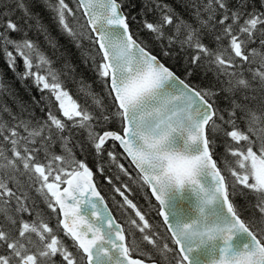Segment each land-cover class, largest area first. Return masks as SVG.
Returning a JSON list of instances; mask_svg holds the SVG:
<instances>
[{"label": "snow or ice", "instance_id": "snow-or-ice-1", "mask_svg": "<svg viewBox=\"0 0 264 264\" xmlns=\"http://www.w3.org/2000/svg\"><path fill=\"white\" fill-rule=\"evenodd\" d=\"M14 2L26 17L37 19V23L32 7L42 2L54 13L62 31L76 41L87 39L96 48L100 62L97 64L93 58V64L111 97L116 109L113 115L119 118L121 130L96 131L97 126L112 119L103 98L90 86L83 85L81 91L86 99L83 105L77 103L62 86L51 61L36 51L33 42L9 37L10 31H21L18 24L9 19L2 25L5 30L0 32V51L9 68L15 71L17 57L21 58L25 65L21 79L31 77L42 89L49 90L67 120L58 118L51 109L48 120L35 125L16 116L12 117L16 122L10 124L0 115V159L4 161L0 163V212L6 213L3 206L14 203L16 213L31 214L27 203L30 197L17 178V174H27L29 187L34 186L45 198L48 208L57 214L56 227L63 226L76 251L69 250L53 227L40 220L38 214L32 223L21 222L18 237L0 227V246L9 250L7 254H0V264H54L53 257L57 255L61 257V264H145L144 259L132 257L128 236L97 189L92 168L76 159L70 147L72 128L87 131V139L97 156L104 153L108 141L119 143L124 158L135 166L143 185L151 189L163 209L158 214L180 253L176 264H264V229L258 236L251 224L238 214L229 182L213 158L215 146L209 136L221 130L216 123L219 119L233 126L225 135L237 144L245 142L236 148H226L236 158V168L227 166L234 178L231 188L235 193L239 184L243 186L241 194L243 189H248L257 195L255 207L261 214L260 223L264 224V113L258 114L234 98L227 110L228 120L214 108V97L221 91L234 97L240 88L250 86L242 75L233 81L236 70L244 64L249 65L253 79L258 78L264 86V12H247V0H239L236 8L229 7V0H180L181 6L194 17V26L181 18L171 5L146 0L145 7L152 11L149 5H154L159 18L155 22L145 20L143 27L154 39L167 41V48H162L161 54L171 55L168 48L174 45H179L181 50L191 49L194 67H214L216 79L221 83V88L215 89L189 84L165 66L130 30L122 0H73L75 10L66 0ZM78 12L86 20V25H81L84 30L79 32L70 23ZM166 27H171V34L165 32ZM205 32L216 33L215 49L203 43ZM225 39L227 46L221 43ZM257 41L259 50L250 49L249 45ZM33 52L39 58L35 71ZM257 57L260 66L253 70L250 65L257 62ZM41 65L47 67L46 75L40 74ZM191 75V70L186 72V76ZM221 76L225 80L220 81ZM5 89L0 78V93ZM88 98L99 115L89 110ZM0 111L11 116L8 108ZM237 111L243 113L240 119L245 120L246 131L236 125ZM66 131L68 135H62ZM53 135L61 141L63 154L52 152ZM257 141L258 150L254 151ZM4 142L10 145L11 156L5 154ZM40 153L45 162L38 159ZM107 157L110 165L130 176L114 151H107ZM96 173L103 175L104 167L98 165ZM105 181L112 184L113 178L105 176ZM114 191L123 199L120 207L127 205L134 210L140 223L136 219L129 223L142 234L143 241L162 257L172 252L163 237H160L162 244L158 245L154 238L158 233L148 234L153 226L125 194L128 186H114ZM7 219L13 225L17 223L11 215ZM26 234H35L41 247H35L31 239L25 240ZM240 234L243 240L233 244ZM143 255L151 260V253Z\"/></svg>", "mask_w": 264, "mask_h": 264}, {"label": "trees", "instance_id": "trees-1", "mask_svg": "<svg viewBox=\"0 0 264 264\" xmlns=\"http://www.w3.org/2000/svg\"><path fill=\"white\" fill-rule=\"evenodd\" d=\"M29 2H31V0H25V3ZM52 2L55 3V0H52ZM66 2H68L75 10L73 0H66ZM122 2L124 11L129 16L130 30L136 37H138L139 41L146 44L148 49L157 55L161 61L168 65L189 84L203 88H221V83L216 79L213 66L194 67L191 64V57L193 55L191 49L185 48V50H181L179 45H174L172 48H168V51L172 53L171 55L165 57L161 54L162 48H167V41H158L154 39L152 34L143 27L145 20L148 22H155L158 20L159 12L155 10L154 5H149L153 10L148 11L145 7L146 0H122ZM159 2L171 5L181 18L196 26L195 19L190 14V10H186L182 7L180 0H159ZM238 6L239 0H229L230 8H236ZM253 10L264 12V0H247L246 11L252 12ZM32 12L36 14L39 23H37V19H29L26 17L23 10L16 6L14 0H0V32L5 30L2 25L5 24L7 20L10 19L17 23L21 31H10L8 33L9 37L16 41L27 39L33 42L36 51L51 61L52 69L59 74L62 86L68 91L69 95L72 96L73 100L82 105L84 104L86 97L84 92L81 91L83 85L90 86L92 91L103 98V102L107 106V112L109 115H112V119L106 124L101 123V125L97 126L95 130L98 132H103L105 130H120L119 118L113 115L116 109L113 106L111 97L107 95V89L98 77L95 65L93 64V58L97 64L100 62V56L98 55L96 48L87 39L76 41L62 31L58 21L55 19L54 13L46 8L42 2L35 3L32 7ZM70 23L77 32L83 31L84 29L81 28V25H86V22L82 12L77 13L76 19H70ZM241 23H243V21H241ZM165 32L171 34V27H166ZM215 34L216 33L210 35L207 32L203 34V43L213 49L216 48L214 40ZM181 38H183V33L181 34ZM221 43L227 46L228 41L225 39ZM249 48H256L259 50V42L257 41L255 44L249 45ZM9 50L14 51L12 46H9ZM25 51L27 52V50ZM31 58L33 59L34 64L33 71H35V65L39 63V58L36 55V52L32 53ZM256 59L257 62L250 65L253 70L260 66L259 57ZM248 68L249 65L244 64L242 69L236 70L237 76L233 78V81H235V79L242 75L244 79L249 81L250 86L248 88H240L236 91L234 97L228 96V94L223 91H221L218 96L214 97V108L218 110L220 115L224 116L225 121L228 120L227 110L231 108L230 101L233 98L239 103L247 105L249 109L258 114L264 113V86H261L258 78L255 80L253 79L252 72L248 71ZM189 70H191L192 75L186 76V72ZM24 72L25 65L21 58L17 57L15 71H13L6 63V57L3 52L0 51V78L3 79L6 85V89L0 93V110L8 108L11 111V116L8 112L0 111V115L3 116V119L11 124L16 122L12 119L13 116H16L31 121L32 124L35 125L47 121L48 113L51 109L58 118L67 120V118L63 117L62 111L58 109V103L55 102L54 97L50 94L49 90L42 89V85L38 86L31 77L21 79L20 74ZM40 74H47L46 66L41 65ZM219 79L220 81H223L225 80V77L221 76ZM49 82L51 83L50 77ZM245 96H247L248 99H244L243 97ZM88 104L90 106L89 110L95 111L96 115H99V111L91 105L90 98H88ZM242 115L243 113L237 111L236 125L240 130L246 131V122L244 119H240ZM68 123L71 124L70 121ZM216 123L220 126L221 130L216 131L214 134H209L210 139L213 140L215 146L213 156L229 181V191L234 197L233 202L235 206H237L238 213L251 224L254 228L253 230L256 231L259 236L261 229H264V224L260 223L261 214L255 207L257 204V195L248 189H243V194H241L240 190L243 186L239 184H237L236 192L233 193L231 183L234 178L230 175L227 167L231 166L232 168H236V158L231 156L226 148H236L244 145L245 142L237 144L236 142H233L230 137L225 135L227 131L232 130L233 126L226 124L219 119H216ZM53 132H55V129H53ZM71 133L72 142L70 147L73 148L76 159L86 162L88 166L92 168L99 190L105 197L113 212L116 214L117 218L124 224L130 247L133 248L135 253L142 258H146L143 253H151V259L156 260L159 264H176L180 255L160 216L157 214V203L152 199L147 186L143 185L138 172L133 168L129 160L124 158L122 150L117 142L108 141L104 146V153L97 156L94 147L87 139V131L85 129L72 128ZM62 135H68L67 131ZM257 135H260V133H257ZM252 139L256 140V136H252ZM114 143L115 147L113 148L112 145ZM2 146L5 150V154L11 156L10 145H8L7 142H4ZM258 146L259 141H257L253 150L257 151ZM107 151H114L117 154L118 160L121 163H124L130 176L124 175L115 167V165L109 164ZM52 152L55 154H63L62 143L55 135H53ZM38 159L41 162H45L43 153L39 154ZM3 162L4 161L0 159V163ZM98 165L104 167L103 175L96 173ZM105 176H111L113 178V183H107L105 181ZM117 176L119 179H116ZM17 178L21 181L30 197L27 203L31 208V214L16 213V206L14 203L8 206H3L6 208V213L0 212V227H3L6 232H10L13 237H18V230L21 228V222L32 223L37 220V215L39 214L40 220L48 223L50 227H53L59 238L69 247V250L75 252L76 249L72 246L73 242L71 238L64 234L61 226H59V228L56 227L57 214H54L51 209L48 208L45 198L35 190L34 186L29 187L30 182L27 174H17ZM32 183L34 184L35 182L33 181ZM123 184H126L129 189L125 194L133 200L139 210L153 226L148 234L151 235L152 232L158 233L159 236L154 237L157 239L158 245L162 244L160 237H163V242H167L169 247L173 249V251L167 253L165 257H162L152 245L143 241L142 234L139 233L135 227L130 225L129 221L131 219H136L138 223H140V221L138 217L135 216L133 209L127 205L120 207V205L123 204V199L114 191V186H121ZM9 186L13 187L12 184ZM122 190L124 189L122 188ZM7 215H11L15 218L17 223L15 225L11 224L7 219ZM27 239H31L35 247H41L38 237L35 234H26L25 240ZM8 251L9 250L6 246H0V254H7ZM53 261L54 264H61V257L57 255L53 257Z\"/></svg>", "mask_w": 264, "mask_h": 264}, {"label": "water", "instance_id": "water-1", "mask_svg": "<svg viewBox=\"0 0 264 264\" xmlns=\"http://www.w3.org/2000/svg\"><path fill=\"white\" fill-rule=\"evenodd\" d=\"M83 14V13H82ZM84 19H85V17H84ZM85 22H86V20H85ZM154 54V53H153ZM155 55V54H154ZM163 62V61H162ZM164 63V62H163ZM165 64V63H164ZM165 66H167V67H169L168 65H166L165 64ZM170 68V67H169ZM171 69V68H170ZM174 71V70H173ZM177 74V73H176ZM178 75V74H177ZM179 76V75H178ZM111 131H116V130H111ZM118 132V131H117ZM117 144L119 145V143L117 142ZM120 147V146H119ZM121 148V147H120ZM121 150H122V148H121ZM123 151V150H122ZM214 158V157H213ZM215 159V158H214ZM129 160V159H128ZM130 161V160H129ZM134 166V165H133ZM134 168H135V166H134ZM95 181V180H94ZM97 186V185H96ZM62 187H63V185H62ZM97 189L99 190V188L97 187ZM100 191V190H99ZM148 191L150 192V194H151V189L148 187ZM101 195L103 196V194L101 193ZM151 196L155 199V197L151 194ZM104 197V196H103ZM104 199H105V197H104ZM156 200V199H155ZM105 201H106V199H105ZM107 202V201H106ZM157 203H158V213H159V211H161V210H163L162 208H161V206L159 205V202L157 201ZM108 204V203H107ZM108 207L110 208V206L108 205ZM111 209V208H110ZM58 211H59V209H58ZM112 211V210H111ZM112 213H113V211H112ZM113 215H114V213H113ZM114 217L116 218V216L114 215ZM161 217V216H160ZM63 217H62V215H60V219H62ZM242 218V217H241ZM161 219H162V221H163V218L161 217ZM116 221L118 222V223H120L121 225H122V223L120 222V221H118L117 220V218H116ZM62 228H63V226L62 225H60ZM123 226V225H122ZM166 227V226H165ZM243 234H240V235H237L235 238H234V240H233V244H236V243H239V242H241L242 240H243ZM176 248H177V246H176ZM177 250H178V248H177ZM132 257L133 258H140V257H138V256H133L132 255ZM140 259H143V258H140ZM145 260V259H144ZM145 264H158V262L157 261H155V260H145Z\"/></svg>", "mask_w": 264, "mask_h": 264}, {"label": "flooded vegetation", "instance_id": "flooded-vegetation-1", "mask_svg": "<svg viewBox=\"0 0 264 264\" xmlns=\"http://www.w3.org/2000/svg\"><path fill=\"white\" fill-rule=\"evenodd\" d=\"M121 130V129H120ZM120 130H117L116 129V131H120ZM133 166V165H132ZM134 168V167H133ZM135 169V168H134ZM136 170V169H135ZM137 171V170H136ZM224 175H225V173H224ZM226 176V175H225ZM94 180H95V178H94ZM95 182H96V180H95ZM229 182V181H228ZM96 185H97V183H96ZM97 187H98V185H97ZM151 195V194H150ZM152 197V196H151ZM152 199L157 203V201L152 197ZM158 203H157V214H158ZM111 208V207H110ZM113 211V210H112ZM58 213H59V211H58ZM114 213V212H113ZM114 215L116 216V214L114 213ZM159 215V214H158ZM240 215V214H239ZM160 216V215H159ZM242 217V216H241ZM116 218H117V216H116ZM161 218V217H160ZM243 218V217H242ZM244 219V218H243ZM117 220L118 221H120L118 218H117ZM162 220V219H161ZM245 220V219H244ZM121 222V221H120ZM163 222V221H162ZM245 222L246 223H248L246 220H245ZM122 223V222H121ZM164 224V223H163ZM122 225H123V228H124V224L122 223ZM165 226V225H164ZM166 228V227H165ZM253 228V227H252ZM254 229V228H253ZM166 230H167V228H166ZM124 231H125V228H124ZM167 232H168V230H167ZM126 233V232H125ZM169 233V232H168ZM169 235H170V233H169ZM171 236V235H170ZM129 243V242H128ZM176 246V245H175ZM129 247H130V245H129ZM131 248V247H130ZM177 249V248H176ZM131 253L133 254V255H135V256H138L137 255V253H135V251L133 250V248H131ZM178 251V250H177ZM178 253H179V251H178ZM179 255H180V253H179ZM138 257H140V256H138ZM140 258H142V257H140ZM143 259H145V260H148V259H146V258H143ZM151 260H154V259H151ZM156 261V260H155ZM159 264V263H158Z\"/></svg>", "mask_w": 264, "mask_h": 264}, {"label": "rangeland", "instance_id": "rangeland-1", "mask_svg": "<svg viewBox=\"0 0 264 264\" xmlns=\"http://www.w3.org/2000/svg\"><path fill=\"white\" fill-rule=\"evenodd\" d=\"M119 205V204H118Z\"/></svg>", "mask_w": 264, "mask_h": 264}]
</instances>
